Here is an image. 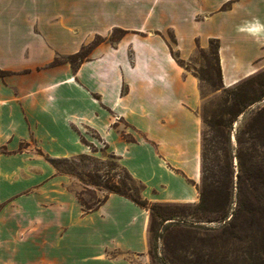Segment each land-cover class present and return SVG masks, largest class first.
<instances>
[{"label": "crops", "instance_id": "crops-1", "mask_svg": "<svg viewBox=\"0 0 264 264\" xmlns=\"http://www.w3.org/2000/svg\"><path fill=\"white\" fill-rule=\"evenodd\" d=\"M211 39L224 86L263 69L264 0H0V264H149L148 211L112 193L83 215L52 160L86 153L83 124L149 202H196L201 96L169 45Z\"/></svg>", "mask_w": 264, "mask_h": 264}, {"label": "trees", "instance_id": "trees-1", "mask_svg": "<svg viewBox=\"0 0 264 264\" xmlns=\"http://www.w3.org/2000/svg\"><path fill=\"white\" fill-rule=\"evenodd\" d=\"M114 34L109 38L112 42L120 37V35L115 37ZM169 38L173 43L176 42L173 34L170 33ZM169 48L178 65L187 70L185 60L179 57L171 45ZM218 49L217 39H211L206 49L200 47L197 49L206 61V68L213 69L215 75V81L211 83L213 89L221 92L216 109L209 116H202L204 128L200 135L198 200L194 203L149 202L142 196L144 184L118 164L125 177L111 175L108 171L102 176L98 175L97 171L86 175L91 185L103 189L105 193L92 203L85 202L82 194H78L84 211L91 212L104 203L109 194H118L148 211V228L151 230L152 223L158 218L167 219L165 217L168 213L164 206L175 204L191 207L192 215L198 218L219 219V222L223 221L228 225L235 224L244 211L249 212L244 199L247 194L252 201L258 203L257 209L264 210L261 205L264 198V69L226 87L222 83ZM83 58L82 54L78 53L69 59L75 63ZM3 73L0 71V76ZM260 102L262 105L252 111L246 121L233 132V125L238 117L249 106ZM231 136H234L235 145L231 141ZM81 157L86 155L82 154L79 158ZM63 160L67 158L53 159L52 163L58 164ZM78 178L82 179L79 176ZM232 204L235 205L233 209ZM249 220L252 223L256 222L253 215Z\"/></svg>", "mask_w": 264, "mask_h": 264}, {"label": "rangeland", "instance_id": "rangeland-1", "mask_svg": "<svg viewBox=\"0 0 264 264\" xmlns=\"http://www.w3.org/2000/svg\"><path fill=\"white\" fill-rule=\"evenodd\" d=\"M114 35L118 37L120 33L115 32ZM185 35L188 36L189 33L187 32ZM167 39L169 40V37ZM101 40L102 38H94L92 43L85 45L80 52L82 56H88L93 45ZM187 40L183 42L186 45ZM186 45L185 49L187 48ZM181 57L185 58L182 54ZM185 62L187 71L197 75L201 96L199 113L201 129H203L202 116H209L216 109L221 92L213 89L211 84L215 81L213 69L206 68V61L197 49H195L194 55ZM262 102L252 104L238 117L237 122L233 125V132L246 121L252 111L262 105ZM115 126L116 130L125 136L139 138V135L122 120H117ZM79 130L85 142L86 153L84 155L86 157L79 158L80 155H77L58 164H53L58 173L65 176L67 189L73 192L74 198L84 215L90 212L84 211L78 194H82L85 202L92 203L105 193L103 189L91 185L86 176L89 172L97 171L100 176L107 171L111 175L117 174L121 177H125V175L118 166V164L120 165L118 159L112 156L111 150L105 147L103 141L96 138L95 134L83 124ZM231 141L235 145L234 136H231ZM76 147L74 143L67 142L59 151L71 152ZM51 151L58 150L51 149ZM78 176L82 179L80 180ZM126 181L130 183L129 180ZM144 194L145 191L143 190V197ZM244 199L249 212L244 211L243 215L233 225L225 224L223 221L219 222V219L198 218L192 215L193 209L187 205L164 206L168 213L165 217L167 219L158 218L152 223V229L149 230L148 228V249L146 252L148 263L264 264V210L257 209L258 203L255 200L252 201L248 194L244 196ZM262 201L261 205L264 209V198ZM234 206L232 204V209ZM252 215L255 223L249 220Z\"/></svg>", "mask_w": 264, "mask_h": 264}]
</instances>
